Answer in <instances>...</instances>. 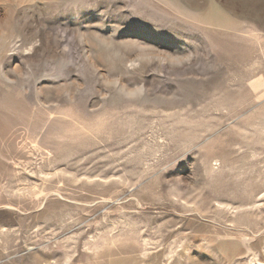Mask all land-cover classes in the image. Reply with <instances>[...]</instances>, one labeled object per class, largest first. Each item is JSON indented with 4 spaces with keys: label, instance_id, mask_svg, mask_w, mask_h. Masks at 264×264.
Returning <instances> with one entry per match:
<instances>
[{
    "label": "rangeland",
    "instance_id": "1",
    "mask_svg": "<svg viewBox=\"0 0 264 264\" xmlns=\"http://www.w3.org/2000/svg\"><path fill=\"white\" fill-rule=\"evenodd\" d=\"M0 264H264V0H0Z\"/></svg>",
    "mask_w": 264,
    "mask_h": 264
}]
</instances>
